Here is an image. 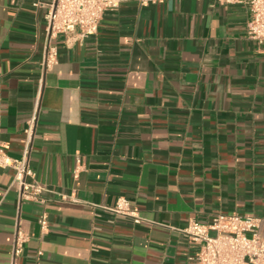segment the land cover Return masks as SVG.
Here are the masks:
<instances>
[{
    "label": "crops",
    "instance_id": "obj_1",
    "mask_svg": "<svg viewBox=\"0 0 264 264\" xmlns=\"http://www.w3.org/2000/svg\"><path fill=\"white\" fill-rule=\"evenodd\" d=\"M50 1L0 0V139L22 156L40 92L30 166L50 191L21 204L0 169V264H199L182 231L218 214L257 217L264 236V49L247 7L122 0L96 35L50 41L41 87ZM120 198L141 223L110 210Z\"/></svg>",
    "mask_w": 264,
    "mask_h": 264
},
{
    "label": "built area",
    "instance_id": "obj_2",
    "mask_svg": "<svg viewBox=\"0 0 264 264\" xmlns=\"http://www.w3.org/2000/svg\"><path fill=\"white\" fill-rule=\"evenodd\" d=\"M122 0H51L46 15L49 41L42 61L41 84L45 74L58 63V49L50 41L61 35L80 38L94 36L106 12L115 11ZM224 6L243 5L247 7L250 19L247 23V37L264 49V0H212ZM41 107V94L36 97L32 115L24 131L23 152L19 159L10 157L0 139V169L14 171V184L19 191L20 203L44 202L43 194L50 192L36 178L30 166V157L35 139ZM1 134V127H0ZM75 175L81 170V159L76 161ZM112 212L142 222L129 201L120 198L110 209ZM43 231L48 228V218L39 219ZM260 219L239 214L214 216L209 223L190 221L183 229L191 241L199 245L196 259L199 264H264V236L258 231ZM26 237L17 231L13 242L12 261L22 254Z\"/></svg>",
    "mask_w": 264,
    "mask_h": 264
}]
</instances>
